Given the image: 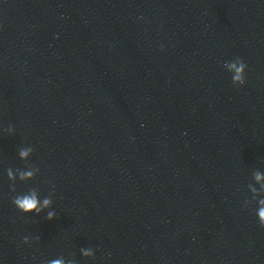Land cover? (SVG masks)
Masks as SVG:
<instances>
[{"label":"water","instance_id":"water-1","mask_svg":"<svg viewBox=\"0 0 264 264\" xmlns=\"http://www.w3.org/2000/svg\"><path fill=\"white\" fill-rule=\"evenodd\" d=\"M202 2L0 0V264L26 261ZM25 163L39 172L14 193L7 170ZM30 188L52 208L17 210L12 197Z\"/></svg>","mask_w":264,"mask_h":264},{"label":"clouds","instance_id":"clouds-1","mask_svg":"<svg viewBox=\"0 0 264 264\" xmlns=\"http://www.w3.org/2000/svg\"><path fill=\"white\" fill-rule=\"evenodd\" d=\"M163 47V46H162ZM225 69L232 74V83L234 86L244 85L246 82V69L247 65L243 59L236 57L233 61H227L224 63ZM9 134L14 133L15 128L12 125L6 129ZM34 152L33 147H25L19 149V158L25 162L28 161V158ZM39 168L25 163V169H16L15 171L12 168L7 170V177L12 182L10 185L11 191L16 192V181L19 179L20 182H27L35 179ZM262 177L260 173H256L255 179L257 181L261 180ZM255 191V190H254ZM255 203L257 204L256 215L258 217V224L261 228H264V198L254 197ZM12 204L17 210L24 214H35L40 215L44 213L46 209H51L53 200L51 195L41 199L39 198V190L37 188H30L26 193H19L12 197ZM56 218V212L54 210H49L46 212L45 219L51 221ZM36 241H39V237L35 238ZM24 244H31L32 238L25 236L23 238ZM82 254L85 257L93 256L91 249H81ZM45 264H65L64 260L61 259H52L45 261ZM69 264H72L69 261Z\"/></svg>","mask_w":264,"mask_h":264}]
</instances>
